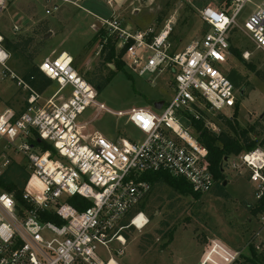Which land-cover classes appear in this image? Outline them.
I'll return each mask as SVG.
<instances>
[{"label": "built area", "instance_id": "1", "mask_svg": "<svg viewBox=\"0 0 264 264\" xmlns=\"http://www.w3.org/2000/svg\"><path fill=\"white\" fill-rule=\"evenodd\" d=\"M7 1L0 0V12ZM53 1L46 15L58 12L61 5L83 11V0H45L46 4ZM248 4L253 9L240 22ZM93 17L115 49L123 51L125 67L138 77L170 72L173 97L163 102L160 110L133 107L112 112L98 101L94 87L76 73L69 55L61 53L38 64L39 71L57 85L52 96L42 101V94L7 70L8 55L0 49V65L26 96L20 113L9 108L0 110V151L6 157L11 151L26 160L29 177L22 199L30 206L20 212L13 197L0 191V264H117L111 258L103 263L95 252L98 246L108 251L112 242L124 248L122 231L131 227L141 231L148 224L143 212L135 211L126 227L119 226L121 219L151 192L152 185L142 177L163 173L183 179L193 193L209 192L214 179L207 150L193 136L191 118L200 117L194 108L202 103L217 113L235 108V88L215 68L228 62L231 32H240L264 54V0L259 4L230 0L224 10L203 7L199 19L209 31L179 53L170 47V23L159 30H132L123 27L115 14L106 19ZM243 57L248 59L249 54ZM87 110L95 113L92 120L100 112L125 118L143 138L136 142L124 137L111 141L98 131L85 135L82 132L91 121L80 119ZM41 142L51 146L53 152L43 151L38 145ZM9 165L8 158L1 164L3 169ZM222 169L244 171L254 184L257 205L264 202V143L226 158ZM74 196L89 201L90 206L76 211L66 202ZM44 213L55 215L62 224L42 221ZM204 253L207 258L197 264H247L241 252L221 243ZM117 254L122 256L124 249Z\"/></svg>", "mask_w": 264, "mask_h": 264}, {"label": "rangeland", "instance_id": "2", "mask_svg": "<svg viewBox=\"0 0 264 264\" xmlns=\"http://www.w3.org/2000/svg\"><path fill=\"white\" fill-rule=\"evenodd\" d=\"M24 1L29 5V14L38 22L27 33H24L25 27L20 22H16L19 30L13 31L8 15L11 8L6 7L0 12V34L4 38L12 42L24 36L35 39L33 48L23 51L4 50V43H1L0 49L8 55L5 62L7 70L22 78L30 66L38 65L44 58L66 53L76 73L93 85L102 83L108 72L115 70L112 64H102L101 45L99 39L94 40L96 29L91 30V24L98 22L93 15L106 19L115 14L123 27L132 30H159L170 23V47L174 53H179L209 31L208 26L200 21L199 11L205 6L220 8L219 0H83L81 9L89 14L66 5L63 12L46 15L45 10L55 1L49 4L45 0ZM261 1L252 0V3L259 4ZM252 9V5H246L240 14V22ZM228 40L245 62L229 57L227 64L215 66L228 76L239 101L238 115L232 125L238 132L246 131L251 140L259 141L264 136V54L256 51L240 32H231ZM245 53L249 54L248 59L243 57ZM8 71L0 65V110L9 108L20 113L25 108L26 96L10 79ZM56 88L53 83L42 95V101L49 99ZM173 89L170 72L138 77L124 66L103 85L97 99L112 112L127 111L133 107L154 111V102L170 101ZM199 110L203 112L200 118L203 117L206 128L214 133H231L223 119L230 117L232 112L217 113L204 103L199 105ZM94 115L87 110L80 119V122L91 121L83 134L98 131L111 141L124 137L136 142L143 138L125 118L100 112L92 120ZM2 152L1 170L3 161L10 160V165L3 169L8 179L14 180L19 176V172L15 171L18 165L25 166V172L28 171L22 155L10 151L6 157ZM222 172L223 187L213 185L197 200L190 195L178 194L164 184L152 185L150 195L142 204V211L139 210L140 204L119 222V226L127 223L131 213L140 211L146 216L148 224L141 231L124 229L122 232L127 235L124 248L116 242L109 244L108 251L98 246L95 252L98 258L103 263L111 258L117 264H195L208 247L221 243L242 254H247V248L252 247L264 259V213L252 211L257 206L254 184L248 181L244 171L223 169ZM120 249H124L122 256L117 254Z\"/></svg>", "mask_w": 264, "mask_h": 264}, {"label": "trees", "instance_id": "3", "mask_svg": "<svg viewBox=\"0 0 264 264\" xmlns=\"http://www.w3.org/2000/svg\"><path fill=\"white\" fill-rule=\"evenodd\" d=\"M229 1L230 0H219V9L224 10L228 6ZM95 39H99V43L101 45L100 57L102 59V64L104 66H106L107 64H112L115 69L114 71L108 72V75L104 78L102 83L93 85L92 82L89 83L87 81L90 85L94 87L97 93H100L103 90V85L111 81L115 77L116 73L118 71H121L125 65L122 60L123 51H119L118 53H116L114 42L111 38L106 36V32L103 29H98V31H96L94 40ZM32 41L33 40L31 37H22L19 40H16L15 42L8 41L5 38H2V42L4 43V49L8 51L29 50L28 47L31 45ZM229 53L230 57H235L237 60L242 61V63L245 64L244 60L240 56V53L230 44ZM225 76L228 78L227 75ZM22 78L37 93L42 95L53 84L51 80H49L44 74L39 71L38 65L30 66L26 70ZM194 109L199 113V116H203V112L200 111L198 107H195ZM238 109L239 101L237 100L235 108L232 111V117H224L223 119L226 123V127L231 132L230 134L226 131L214 133L210 129L206 128L203 117H199L198 120H194L193 118H191L193 136L198 141V143L207 150V160L209 162V169L214 179L213 185L219 188L223 187L222 183L224 181V176L222 172V164L224 162V158H228L232 155H237L242 152L253 150L264 143V136L259 141L251 140L247 136L246 131L242 130L238 132L234 128L232 124L238 115ZM38 145L43 151L53 152L52 147L45 143L41 142ZM25 169V166H16L15 171L19 172V176L17 178H14V180L8 179L4 174L0 176V191L8 193L13 197L20 212L21 209L25 210L30 207L22 199V189L29 177V173L28 171L25 172ZM142 179L148 181L151 185L158 183L164 184L172 188L178 194L190 195L196 200L200 196V194L193 193L190 186L183 179L173 178L163 173L148 174L142 177ZM66 202L72 207H74L78 212H82L90 206L89 201L79 196L67 198ZM142 204L139 206V210L141 211L143 209ZM252 211L254 213H264V202L257 205ZM41 220L44 222H52L57 225L62 224V222L51 213H44L43 215H41ZM127 225L128 222L120 226L126 227ZM122 235L124 236V238H127V235L125 233L122 232ZM241 256L247 264H264V259L262 255H257L252 247L247 248V254H241Z\"/></svg>", "mask_w": 264, "mask_h": 264}, {"label": "crops", "instance_id": "4", "mask_svg": "<svg viewBox=\"0 0 264 264\" xmlns=\"http://www.w3.org/2000/svg\"><path fill=\"white\" fill-rule=\"evenodd\" d=\"M9 1H11V2L9 3ZM9 1H7V3H6V7L11 8L8 15H9V18L11 19V22L13 23V28L14 27L17 28V30H14L12 28L13 31L19 30L18 26L16 25V22H18V23L20 22L22 27L23 28L25 27L24 33H27L29 31V28H32L33 26L37 25L38 22L34 21L33 17H31V15L29 14V5L27 4L26 1H24V0H9ZM13 4H14V6H13ZM6 7H5V9H6ZM65 7H66V5H61V8L59 10L60 12L59 11L58 12L59 13L63 12ZM82 12L86 13V14L89 13L88 11H82ZM93 16H96V15H93ZM96 17H98V16H96ZM98 18H102V17H98ZM78 20H79V22H81L80 19H78ZM94 25H95V27L97 26V28H98V23L95 22L94 24H91V30H92V26H94ZM97 28H96V30H97ZM92 31H95V30L93 29ZM24 37H28V36H24ZM32 37H34V36H32ZM2 38H4V37L0 34V45L2 43ZM32 39H34V38H32ZM34 41H35V39L32 41L31 45L28 47L29 50H31L33 48V42ZM4 50H6V49H4ZM227 248L231 251L233 250L229 247H227ZM233 251H235V250H233ZM201 254L202 255L200 256L199 260L207 258L206 253H201ZM198 261L195 264H197Z\"/></svg>", "mask_w": 264, "mask_h": 264}, {"label": "water", "instance_id": "5", "mask_svg": "<svg viewBox=\"0 0 264 264\" xmlns=\"http://www.w3.org/2000/svg\"><path fill=\"white\" fill-rule=\"evenodd\" d=\"M162 105H163V101L154 102V104H153V108H154L155 110H160L161 107H162ZM224 161H226V158H224ZM222 170H223V169H222Z\"/></svg>", "mask_w": 264, "mask_h": 264}, {"label": "bare ground", "instance_id": "6", "mask_svg": "<svg viewBox=\"0 0 264 264\" xmlns=\"http://www.w3.org/2000/svg\"><path fill=\"white\" fill-rule=\"evenodd\" d=\"M109 264H115L113 261H111Z\"/></svg>", "mask_w": 264, "mask_h": 264}]
</instances>
